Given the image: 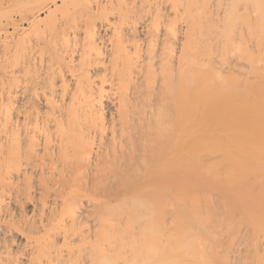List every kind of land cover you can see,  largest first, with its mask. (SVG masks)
I'll list each match as a JSON object with an SVG mask.
<instances>
[{
  "label": "bare ground",
  "instance_id": "1",
  "mask_svg": "<svg viewBox=\"0 0 264 264\" xmlns=\"http://www.w3.org/2000/svg\"><path fill=\"white\" fill-rule=\"evenodd\" d=\"M171 1L0 0V264H264V0Z\"/></svg>",
  "mask_w": 264,
  "mask_h": 264
},
{
  "label": "rangeland",
  "instance_id": "2",
  "mask_svg": "<svg viewBox=\"0 0 264 264\" xmlns=\"http://www.w3.org/2000/svg\"><path fill=\"white\" fill-rule=\"evenodd\" d=\"M128 1H130L133 5L136 3V5L138 6V8H137V6L135 5V7H134V10H136V8H137V12H138V10H139V8L140 9H142V10H139V12L141 11V12H143V13H146V11L147 10H149V5H153V4H155V3H157V2H160V0H150L151 2H153V4L152 3H150V1L148 0V2L146 3V0H145V2H144V0H142L141 2H142V4H141V2L140 1H138V0H136V2H135V0H128ZM166 1V0H165ZM170 1V2H169ZM137 2H138V4H137ZM144 3H145V5H148V6H145L144 5ZM150 3V4H149ZM179 4H177L178 5V8H176L177 7V5H175V4H173L172 3V1L171 0H167V2H163V3H161V4H165L166 6H168V7H171L170 5H172L173 4V7L172 8H175V9H178V10H183L182 9V7H183V5H182V3L181 2H178ZM213 3H215L214 1L211 3V7L213 8V6H214V8H216L217 6H216V4L215 5H213ZM168 4V5H167ZM140 5V6H139ZM145 7H144V6ZM128 6H131V4H128ZM142 6V7H141ZM163 6V5H162ZM208 6V5H207ZM53 7V6H52ZM147 8V10L145 11V9ZM213 8V9H214ZM18 11H16V10H14V11H10V12H8L6 15L7 16H9V14H10V17L8 18L7 16V18H4L3 17V19H2V22H1V26H0V95H1V97L2 98H4L5 97V94H7V77H6V75H7V63H8V60H7V43L5 42V40L7 39V37H11V36H13V35H17V33L19 34L21 31H23V30H25V31H27L28 30V28H29V23H28V21H27V19L26 18H22L21 17V12H18ZM60 14V13H59ZM57 15V18H56V21H57V23L58 22H61L62 21V16L61 15ZM45 15V13H42V16H44ZM40 18V17H39ZM13 21V22H12ZM183 21V19H181V22ZM182 23H185V21H183ZM68 23H66V25H67ZM23 27V28H22ZM46 33H47V31L46 32H44V36L45 37H43V38H45L44 39V41L46 40V37L47 38H49V35H50V33L51 32H49L48 31V33H47V35L48 36H46ZM11 35V36H10ZM32 36V37H31ZM29 38H32V39H34V35H31ZM43 36V35H42ZM54 36V33H53V35L51 34L50 35V37L51 38H54L53 37ZM50 38V39H51ZM36 40V39H35ZM48 40V42H49V39H47ZM51 40H53V39H51ZM34 40H32L31 41V44H32V42H33ZM41 41H43L42 39H41ZM43 41V42H44ZM46 42V41H45ZM6 43V44H5ZM34 44V45H33ZM32 44V46H35V43H33ZM31 46V47H32ZM6 48V49H5ZM34 48V47H33ZM32 48V49H33ZM3 49V50H2ZM6 50V51H5ZM5 52V53H4ZM6 57V58H5ZM6 70V71H5ZM5 72V73H4ZM3 74V75H2ZM4 76V77H3ZM2 81H3V83H2ZM5 81V82H4ZM2 86V87H1ZM1 88L3 89L2 91H1ZM5 91V92H4Z\"/></svg>",
  "mask_w": 264,
  "mask_h": 264
}]
</instances>
